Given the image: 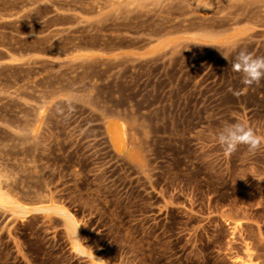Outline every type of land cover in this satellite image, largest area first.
<instances>
[{
    "label": "rangeland",
    "instance_id": "obj_1",
    "mask_svg": "<svg viewBox=\"0 0 264 264\" xmlns=\"http://www.w3.org/2000/svg\"><path fill=\"white\" fill-rule=\"evenodd\" d=\"M240 48L264 56V0H0V191L69 211L104 264H264V146L216 139L264 135V81L234 95L220 53ZM70 236L0 206V264H98Z\"/></svg>",
    "mask_w": 264,
    "mask_h": 264
},
{
    "label": "clouds",
    "instance_id": "obj_2",
    "mask_svg": "<svg viewBox=\"0 0 264 264\" xmlns=\"http://www.w3.org/2000/svg\"><path fill=\"white\" fill-rule=\"evenodd\" d=\"M222 57L231 64V70L238 73L244 88L233 91L240 96L253 86H260L264 81V56H257L246 48H240L234 58L230 53L220 52ZM217 143L225 156L234 154L241 145L247 146L251 154H255L264 146V135L258 134L255 128L245 122L225 123L216 134Z\"/></svg>",
    "mask_w": 264,
    "mask_h": 264
},
{
    "label": "bare ground",
    "instance_id": "obj_3",
    "mask_svg": "<svg viewBox=\"0 0 264 264\" xmlns=\"http://www.w3.org/2000/svg\"><path fill=\"white\" fill-rule=\"evenodd\" d=\"M166 40V39H165ZM163 41L156 42L153 45V50H156L158 47L163 46ZM152 49V48H151ZM150 51V50H149ZM106 132L108 139L110 140L114 151L119 154L128 153L129 150V139L127 138V128L125 121L117 116H111L108 118V122L106 124ZM0 206L3 207H10L11 209L16 210L17 212L24 214L29 212V210L33 211H45V212H55L63 216L67 223L69 233L71 234V245L72 248L82 256H87L90 258L95 259L98 264H104L102 258L95 253H89L86 248L83 246L81 241V234L80 229L78 226V222L74 215H72L69 211L63 208H52V207H41V206H34L31 208L26 204H19L13 200L6 194L0 191ZM251 254H249L248 259H240L238 264H258L250 259ZM236 262L239 261L237 257L234 259Z\"/></svg>",
    "mask_w": 264,
    "mask_h": 264
}]
</instances>
